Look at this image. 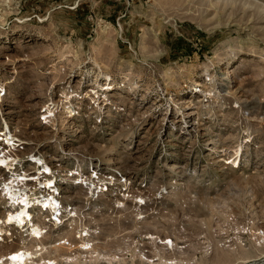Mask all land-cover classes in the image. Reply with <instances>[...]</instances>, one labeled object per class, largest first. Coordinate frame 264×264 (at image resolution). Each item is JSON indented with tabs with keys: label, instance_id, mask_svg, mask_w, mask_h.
<instances>
[{
	"label": "rangeland",
	"instance_id": "1",
	"mask_svg": "<svg viewBox=\"0 0 264 264\" xmlns=\"http://www.w3.org/2000/svg\"><path fill=\"white\" fill-rule=\"evenodd\" d=\"M0 134V264H264V0H0Z\"/></svg>",
	"mask_w": 264,
	"mask_h": 264
},
{
	"label": "bare ground",
	"instance_id": "2",
	"mask_svg": "<svg viewBox=\"0 0 264 264\" xmlns=\"http://www.w3.org/2000/svg\"><path fill=\"white\" fill-rule=\"evenodd\" d=\"M4 136L3 134H0V142H3L4 140L6 142H8L9 138H4L2 137ZM12 139V138H11ZM1 147V146H0ZM0 159H2L0 157ZM42 161V160H41ZM6 191H10V189H8V187H6ZM59 194V193H58ZM57 195V194H56ZM58 199V198H57ZM15 204V202H13ZM23 204V203H22ZM46 204V203H45ZM58 218V217H57ZM59 221H61L60 218H58ZM11 222H15L17 223L19 226H23L26 224H31V227H33V234L37 235L38 234V230L39 228L32 224V214L30 213L29 210V205L26 203L25 205H23V207L19 208L16 212H14L10 218ZM54 224V223H53ZM55 225V224H54ZM4 236V235H3ZM2 236V237H3ZM12 236V235H11ZM2 237L0 239H2ZM4 238V237H3ZM5 241V240H4ZM3 242V241H1ZM27 259V254L25 252H17L14 253V255L12 257H10V260L12 262H20V261H25ZM26 262V261H25Z\"/></svg>",
	"mask_w": 264,
	"mask_h": 264
},
{
	"label": "built area",
	"instance_id": "3",
	"mask_svg": "<svg viewBox=\"0 0 264 264\" xmlns=\"http://www.w3.org/2000/svg\"><path fill=\"white\" fill-rule=\"evenodd\" d=\"M3 132H5V130H3ZM8 136H11V137H14L15 135H13L12 133H10V134H8ZM4 137H6V136H4ZM17 141H16V145H17V142H18V139H16ZM8 149V148H7ZM1 151V150H0ZM3 152H6V151H1L0 152V157H3V158H5L4 156H3ZM5 156H7V157H11L12 158V160H14L13 161V163H12V161L11 162H8L6 165L4 164V165H0V182H4L5 181V179H7L8 177H9V175H11L12 174V170H15L16 169V167L14 166V165H16V158H15V153H13V151H11V152H9V153H6L5 154ZM16 157H18V156H16ZM12 164V165H11ZM7 165H9L11 168H13V169H11V171H10V169L8 168V166ZM9 174V175H8ZM6 175H8V177L6 178ZM29 178H32V177H30V176H28ZM78 178H80V177H78ZM12 179V178H11ZM82 179V178H81ZM10 181V179L8 180V182ZM26 182H28V181H26ZM80 183H78V184H83V185H85V183H82L81 181H79ZM59 194H57L56 195V197L58 198V200H59V204H60V211H59V215H56V217H58V218H60L61 219V224L63 223V222H65V221H68V211H70L72 208H70L69 209V207L68 206H66V207H68V209L66 208V207H64V205H62V203H61V201H60V199H59V196H58ZM50 210V209H49ZM68 210V211H67ZM52 213V212H51ZM64 214H66V215H64ZM52 218H54V216L52 215ZM53 222V221H52ZM60 224V225H61ZM59 225V224H58ZM4 240H5V238H4ZM3 240V242H5Z\"/></svg>",
	"mask_w": 264,
	"mask_h": 264
}]
</instances>
